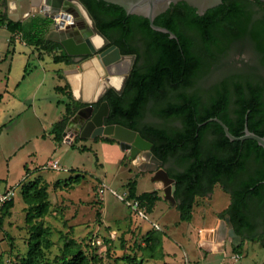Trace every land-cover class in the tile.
<instances>
[{
  "label": "trees",
  "instance_id": "16d2710c",
  "mask_svg": "<svg viewBox=\"0 0 264 264\" xmlns=\"http://www.w3.org/2000/svg\"><path fill=\"white\" fill-rule=\"evenodd\" d=\"M80 2L110 44L118 46L123 54H135L122 91L110 87L94 103L97 107L103 100L108 102L104 123L132 128L152 142L151 151L175 180V207L180 220H190L196 197L212 193L219 183L230 196L219 215L228 214L234 232L241 238L233 249L242 252L246 239L262 238L263 242L264 147L252 138L231 140L219 122L207 119L219 117L234 135L244 132L246 121L249 130L264 136V77L259 73V68H264V1L222 0L203 14L185 1L172 3L156 15L154 23L167 27L178 39L151 27L146 16L128 14L119 4L106 0ZM0 21L10 32V42L20 33L26 44L53 52V62H73L59 41L46 37L52 23L49 16L31 14L27 19L13 20L0 14ZM241 42L254 50L255 62L244 69H229L206 86L200 84ZM54 89L62 93L68 90L73 103L71 107L65 102L63 118L52 126L53 138L62 142L68 117L86 103L74 98L67 82ZM147 114L160 121H147ZM101 139L117 141L111 136ZM24 187L26 223L31 234L28 251L19 264H39L43 227L32 220L44 215L48 206L37 181ZM127 197L137 199L148 212L161 198L158 189L137 192L134 179L128 184ZM12 206V198L0 205V228ZM151 235L157 251L160 234ZM71 241L66 237L58 264H89L80 249L68 247Z\"/></svg>",
  "mask_w": 264,
  "mask_h": 264
},
{
  "label": "rangeland",
  "instance_id": "374dc122",
  "mask_svg": "<svg viewBox=\"0 0 264 264\" xmlns=\"http://www.w3.org/2000/svg\"><path fill=\"white\" fill-rule=\"evenodd\" d=\"M32 13L47 16L39 7ZM7 34L8 31L0 27V50L6 47L4 37ZM14 42L16 49L9 74L12 79L20 80L17 96L26 101L16 103L17 100H13L11 105H25L26 108L20 117L12 119L0 133V188H11L15 191L12 197L13 206L1 223L0 264H19L20 258L28 251L31 228L26 223L27 203L23 199L22 191L26 184L33 181H37L48 206L44 215L32 220L43 227L40 237L42 255L37 257L39 264H58L63 256L66 237L72 238L68 247L80 249L89 258V264H162L159 252L162 250L161 246L155 250L156 240L151 234L154 232L163 237V229L151 221L150 225L146 220L154 208L148 212L145 205L137 199L127 197L130 180L136 181L137 192L158 189L161 197L162 183L151 179L152 170L138 167L144 159L142 153L132 156L130 147H122L118 140L107 141L101 139L102 136H87L86 139L79 132H73L72 142H77L75 147L71 146L72 142L67 144L63 139L62 142L56 141L52 135V126L60 115H64L65 102L70 104L72 100L68 90L62 93L53 88L57 83L66 82L59 78H63L62 72L57 69L59 63L53 62L51 51H39L18 38ZM255 57L254 50L241 42L224 58L221 67L199 83L206 86L229 69H244L255 62ZM97 65L100 64L97 62ZM101 69L99 76L104 78L107 71L104 67ZM5 71L6 67L1 65L0 78H4ZM54 71L59 77L54 76ZM259 73L264 77L263 67L259 68ZM39 81L40 87L34 98L38 114L36 119L32 113L30 95L35 83ZM58 99L61 100L60 103L56 102ZM0 106L3 107V104ZM70 106L73 107V103ZM2 116L0 112V124L6 121ZM72 117L73 115L68 117L65 129ZM146 120L160 121L150 114H147ZM35 133L38 137H34ZM24 138L29 140L19 148ZM78 146H85V149ZM30 152L33 154L28 155ZM56 157L59 159V169L44 167L48 158ZM29 166L33 168L32 171ZM229 198V193L216 183L212 195L196 197L194 219L210 220V215L222 210ZM135 200L138 205L133 207L132 202ZM160 200L165 201V207L169 206L168 199L160 198L158 201ZM174 210L176 209H172L167 217L168 231L172 233H175L173 221L177 218ZM135 216L142 219L136 217L132 221ZM179 239L184 243L191 260L208 254L204 264H219L223 257L222 253L198 247L193 238ZM234 240L240 241L241 238L236 237ZM242 249L243 256L239 264L264 263L262 238L246 239ZM178 250L182 251L179 247Z\"/></svg>",
  "mask_w": 264,
  "mask_h": 264
},
{
  "label": "water",
  "instance_id": "95a60500",
  "mask_svg": "<svg viewBox=\"0 0 264 264\" xmlns=\"http://www.w3.org/2000/svg\"><path fill=\"white\" fill-rule=\"evenodd\" d=\"M78 1L79 4L85 9L86 13L90 18V23L84 22L87 31L82 38L74 39L70 35L62 36V38L57 37L56 40L60 41L64 49L68 54L72 56L74 62H79L82 70L77 72L82 80L85 82L84 86L89 82L92 83L94 91L90 97L80 96L76 93V90H72L75 97L86 103L84 106L78 108L71 118L69 125L64 130L63 134L66 135L70 130L79 134L82 137H95V136H111L119 141L122 147L129 146L132 156H137L138 153H142L144 159L138 164V167L142 170H152L153 175L151 179L153 181H160L163 187V197L168 199L170 204H176V198L174 197L175 180L173 177L169 176L167 170L165 169L163 162L159 159L152 151V142L145 139L137 130L126 127L119 123H104V117L107 115L109 106L106 100L99 103L97 108H95L94 103H96L105 93V91L112 87L118 93L123 89L125 81L127 79L128 73L131 69L132 63L135 58V54H123L120 49L115 44H110L109 39L97 28L94 19L92 18L86 7ZM108 2L116 3L121 5L128 14L135 13L139 15L146 16L149 19L151 27L157 30L168 32L170 36L178 39L176 34L165 26L158 25L154 23V18L159 13L165 11L172 3L178 1H185L188 4L194 6L199 14H203L208 8L219 4L222 0H106ZM264 1V0H263ZM40 10L44 12L45 15L49 16L53 20V28L49 32L47 37H51V34H56L58 36L64 35L63 26L65 18H71V14L74 17H78L75 12V6L72 0H43L40 4ZM52 11H49V10ZM71 18L70 24H72L77 18ZM69 24V25H70ZM68 27V25L66 26ZM96 34L102 39V43L95 45L92 41V36ZM66 41L71 44L70 46ZM83 55L87 57L82 58ZM94 56V57H92ZM129 58V65L127 70L119 74V72H113L110 67L122 60L123 58ZM81 59V60H80ZM79 60V61H78ZM91 60H97L100 64L98 68L95 66L94 62ZM101 67H104L107 71L104 78L99 75L102 71ZM98 69V72H97ZM122 75L123 79L119 87L111 83V79L116 76ZM96 88V89H95ZM77 117L81 120L76 128H71L72 124L75 123ZM207 120H216L219 122L225 134L231 140L239 139L243 140L246 138L255 139L261 146L264 147V136L249 130L247 127V122L245 121L244 132L241 135H234L230 132L228 126L224 121H222L217 116H212ZM205 122V121H204ZM145 153L148 154V158L145 157ZM225 222L228 225L230 233L234 237H239L232 227L228 214L224 216Z\"/></svg>",
  "mask_w": 264,
  "mask_h": 264
},
{
  "label": "crops",
  "instance_id": "0c3cea01",
  "mask_svg": "<svg viewBox=\"0 0 264 264\" xmlns=\"http://www.w3.org/2000/svg\"><path fill=\"white\" fill-rule=\"evenodd\" d=\"M42 1L43 0H0V14H2L3 17L5 16L6 18H10L13 20L27 19L29 15L33 14L32 12L35 11V8L40 6ZM0 22L2 23V21ZM68 22L69 21L67 20L66 23L68 24ZM0 27H3L6 29V26L4 24L0 25ZM52 28H53V22L51 23L48 34H50L49 32L52 30ZM63 29H67V27L63 26ZM6 31L8 30L6 29ZM9 37H10V32L8 31V34L4 37V42L6 44V47L0 50V66L4 65L6 67V71H5L6 74L4 75V78H0V83H2V86L0 87L1 88L0 89V105L3 104V107L0 106V112H2L3 114L2 118L4 119L6 118V121L0 124V133L2 132V129L6 125H8V123L12 119L16 117H20L22 111L26 108L25 105H22V106L11 105L13 100H17L16 103L18 102L25 103L26 100L23 101L21 97L17 96V93H18L17 89L20 86V80L12 79V77L9 74V70L11 69L10 67L11 61L13 60V56L15 54V49H16L15 42H10ZM16 38L21 39L22 42L26 44V42L21 38L20 33L15 34L14 40ZM47 38L57 41L56 39H52L51 37H47ZM37 56L40 58L39 55ZM79 64L80 63L76 65V62L74 61L72 63L59 62V66L57 67V69H60L59 72H62L61 74L63 75V78L59 77V74L57 75L56 71H54V76L56 75L63 81H66L67 83H69L71 90L73 89L76 90L77 87L81 90L85 82L82 80L80 75L77 74V72H80V70H82ZM57 84H60V83H57ZM55 85L53 86V88L55 87ZM61 85H63V83ZM39 87H40V81L35 83L34 90L30 95L32 113L36 119L38 118L37 116L38 114L36 110V105L34 103V98H35L37 89ZM73 96L74 98H76L74 94ZM56 102L60 103L61 100L58 99L56 100ZM62 118H63V115H60L57 121L61 120ZM78 124H79V121L77 123L75 121V123L72 124L71 128L73 129L76 128ZM64 130L65 128L62 131L63 141L66 142L67 144H70L73 140L74 133L73 131L70 130L66 136L63 134ZM34 137H38V134L35 133ZM28 140L29 139L24 138V140L21 141L18 147L20 148L24 146L26 142H28ZM32 154L33 152H30L28 155H32ZM26 166H28V163H26ZM32 169L33 168H31L30 171H32ZM1 188H0V191L2 190ZM210 194L212 195V193ZM161 199H165V198L162 196ZM229 201H230V198H229ZM228 203L226 204V206L228 205ZM168 205L169 206L165 207L164 200L157 201L153 212H150L148 214L150 217L146 219L149 221V223L151 221L154 225H156L157 227H161L163 229V232H162L163 237H160L158 240L159 241L158 243L162 249L160 251V255L162 256V260H163L162 264L164 263L204 264L205 263V260L208 254H204L203 256H199L198 258L195 257L196 259L193 258L191 260L188 256V250H186L184 243L179 239V237L187 238V239L193 238L198 247L200 248L204 247L209 251H212V252L217 251L219 253H222L223 257L221 261H219L220 262L219 264H239V260L243 256V249H242V252H240L242 255L238 258H235L234 254L236 253V251L233 249L234 238H232L233 236L230 233L227 223L225 222L224 216L222 217L219 215V213L226 206L222 210L214 212L212 216L210 215V220L202 218L201 221H198L197 218L194 219L193 216L194 215L196 216V214L194 213V209H193L192 218L188 221H185V220L179 219V213L175 207V204L169 203ZM172 209L177 210V211L174 210L177 218H175L173 221L174 222L173 225L175 226V233L168 231L169 221L167 220V217H168V214L172 212ZM153 214H155L156 216H153ZM136 217H138L139 219H142L139 216H135L133 217L132 221H135ZM174 234H180V236L176 237ZM177 245L180 249H182V251L178 250Z\"/></svg>",
  "mask_w": 264,
  "mask_h": 264
},
{
  "label": "bare ground",
  "instance_id": "6f19581e",
  "mask_svg": "<svg viewBox=\"0 0 264 264\" xmlns=\"http://www.w3.org/2000/svg\"><path fill=\"white\" fill-rule=\"evenodd\" d=\"M72 3L75 6V10H76L75 14L79 18H81L84 22H86L87 24L90 23V18L88 16V14L86 13L85 9L79 4V2L78 1H75V0H72ZM49 11H52V10L50 9ZM71 16H72L71 18L74 17L73 14H71ZM71 18H65L64 19V24H65L64 26H67V25L70 24ZM75 18L76 17H74V19ZM67 20L69 21L68 24L66 23ZM92 41H93V43L96 46L102 43V39L98 35H96V34H94L92 36ZM93 62L95 64V66L98 67L96 60H94ZM128 65H129V58L128 57H125L122 60H120L119 62L114 63L110 67V70L113 71V72H115V73L116 72H119V74H122V73H124L127 70ZM122 77H123L122 75L113 77L111 79V83L114 84L115 86L119 87L121 85V82H122V79H123ZM94 87L95 86L92 83L90 84L89 82H87V84L85 86H83L81 88V90L77 87L76 88V93H78L80 96L83 95L85 97H90L92 95L93 91H94ZM145 157L148 158V154L147 153H145Z\"/></svg>",
  "mask_w": 264,
  "mask_h": 264
},
{
  "label": "flooded vegetation",
  "instance_id": "af4514ba",
  "mask_svg": "<svg viewBox=\"0 0 264 264\" xmlns=\"http://www.w3.org/2000/svg\"><path fill=\"white\" fill-rule=\"evenodd\" d=\"M77 19L72 23V24H70V25H68V27H67V29H64V31H63V33H64V35H60V36H58V35H56L55 33L54 34H51L50 36H51V38L52 39H55V38H57V37H60V38H62V36H65V35H70L71 37H73L74 39H76V38H82L83 37V35L85 34V32L87 31V28H86V26L83 24V22H82V20H81V18H79V17H76ZM58 41V40H57ZM60 42V41H59ZM66 43L70 46L71 44H69L67 41H66ZM63 46V45H62ZM85 57H87V55H83L82 56V58H85ZM81 60V59H80ZM79 61V60H78ZM84 106V105H83ZM82 107V106H81ZM95 108H97L96 106H95ZM81 120V118L80 117H77V119H76V123L78 122V121H80Z\"/></svg>",
  "mask_w": 264,
  "mask_h": 264
},
{
  "label": "built area",
  "instance_id": "2783aa9c",
  "mask_svg": "<svg viewBox=\"0 0 264 264\" xmlns=\"http://www.w3.org/2000/svg\"><path fill=\"white\" fill-rule=\"evenodd\" d=\"M67 136V134H66ZM44 167H51V168H54V169H59L60 168V163H59V159L58 158H50L46 161ZM15 194V191L14 189H11V188H8V189H5V190H1L0 191V205H2L4 202H6L7 200L11 199L13 197V195ZM133 207L137 206L138 205V201H133ZM236 238V237H234ZM240 241H236L234 240V244H238ZM242 254L239 252H236L234 254V257L235 258H238L240 257Z\"/></svg>",
  "mask_w": 264,
  "mask_h": 264
}]
</instances>
